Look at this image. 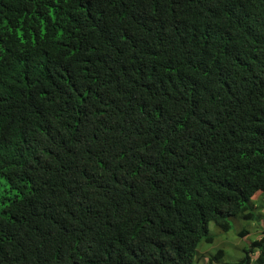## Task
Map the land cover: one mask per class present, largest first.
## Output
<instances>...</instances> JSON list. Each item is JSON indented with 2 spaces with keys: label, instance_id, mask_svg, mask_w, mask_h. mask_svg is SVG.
<instances>
[{
  "label": "trees",
  "instance_id": "obj_1",
  "mask_svg": "<svg viewBox=\"0 0 264 264\" xmlns=\"http://www.w3.org/2000/svg\"><path fill=\"white\" fill-rule=\"evenodd\" d=\"M1 183L0 264H192L264 194L263 1L0 0Z\"/></svg>",
  "mask_w": 264,
  "mask_h": 264
},
{
  "label": "rangeland",
  "instance_id": "obj_2",
  "mask_svg": "<svg viewBox=\"0 0 264 264\" xmlns=\"http://www.w3.org/2000/svg\"><path fill=\"white\" fill-rule=\"evenodd\" d=\"M0 188H4V185L1 183L0 184ZM11 194V191L8 193ZM238 221H241L242 223H244L245 225H248L249 230H247L246 234L244 235L245 240H244V244L243 247L246 246L247 244H249L251 242V240L253 239V234L252 231L254 229V227H252L254 224L251 223L249 221L248 218H238ZM215 225L212 222H208V232L213 235L214 234V230H212V228ZM232 228L230 227V229L226 232V234H228L226 237H223L222 239H216L214 236V241H207L205 242L204 240H201V244L200 246L196 249V254H194V258H196V260L192 263V264H212L211 262H207V258L208 255L212 254L216 249H219L221 247L219 246H223L224 248H222V250L224 251V259L223 260H236L239 257V252L241 250V246L242 243L237 240L233 239L235 236L231 233ZM252 230V231H251ZM223 234V233H221ZM211 243H213V245H211ZM240 248V249H239ZM213 264H218V263H213Z\"/></svg>",
  "mask_w": 264,
  "mask_h": 264
},
{
  "label": "clouds",
  "instance_id": "obj_3",
  "mask_svg": "<svg viewBox=\"0 0 264 264\" xmlns=\"http://www.w3.org/2000/svg\"><path fill=\"white\" fill-rule=\"evenodd\" d=\"M263 1V4H264V0H262ZM249 16L253 19V16H252V13L251 12H249ZM248 40H250V41H252L253 42V40L254 39H248ZM213 43H216V44H219V45H222L221 43H219V42H213ZM223 46V45H222ZM255 194V193H254ZM252 195V196H255V197H257L256 199H258V201H257V203H255V202H252L253 201V199H252V201H251V204L253 203L254 204V206H256L257 205V208H256V210H258V213L257 214H255L257 217L256 218H252V216L251 217H247L248 219H249V221L251 222V223H253L254 225L252 226V227H254V229H253V231H252V234H253V239L252 240H260L261 238H262V236L264 235V194H255V195ZM230 221L231 222H233V231H231V233L235 236L233 239H235L236 240V237H237V240H239L241 243H242V246L240 247L241 248V250H240V252H239V257L243 254V250H244V248L245 247H249L250 245H251V242H252V240H251V242L249 243V244H247L246 246H244L243 247V244L245 243L244 242V240H245V237H244V235L246 234V232H247V230H249V227H248V225H245L244 223H242L241 221H238V218H234V219H230ZM211 222V221H210ZM213 223V222H212ZM207 228H208V224H207ZM241 228H244L245 230H246V232L244 233V234H241V235H239L238 234V232H239V230L241 229ZM212 230H214L215 232H214V234L213 235H211L212 236V240L211 241H214V236H216L215 238L216 239H222L223 237H226L228 234H226V233H223V232H220L217 228H216V226H214L213 228H212ZM221 233H223V234H221ZM201 243V242H200ZM211 245H213V243H211ZM219 247H221V249L222 248H224V245L222 246H219ZM239 248V249H240ZM225 249V248H224ZM223 249V250H224ZM248 255H249V260H250V263L249 264H254L253 263V259L256 257V255H257V252H256V250H254V251H252V252H249L248 253ZM238 257V258H239ZM237 258V259H238ZM223 259H224V251H223ZM227 260V259H226ZM229 261H233V260H229ZM212 264L213 263H216V262H211Z\"/></svg>",
  "mask_w": 264,
  "mask_h": 264
}]
</instances>
